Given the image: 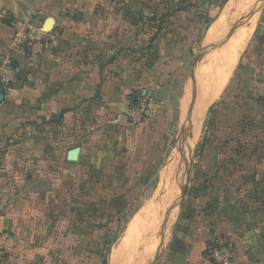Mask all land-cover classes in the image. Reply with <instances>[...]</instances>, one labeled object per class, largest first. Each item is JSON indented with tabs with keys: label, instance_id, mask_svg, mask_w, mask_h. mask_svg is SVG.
I'll return each instance as SVG.
<instances>
[{
	"label": "crops",
	"instance_id": "1",
	"mask_svg": "<svg viewBox=\"0 0 264 264\" xmlns=\"http://www.w3.org/2000/svg\"><path fill=\"white\" fill-rule=\"evenodd\" d=\"M87 1L77 10L79 0H0V55H10L20 70L17 82L0 91V264H88L84 252L99 243L92 208L103 202L109 213L123 215L112 201L134 193L136 174L149 170L183 121L181 114L173 121L163 98L172 88L169 72H178L191 53V32L173 24L172 15L156 35L143 17L144 0H123L119 9ZM74 9L82 15L74 17ZM54 12L58 17H47ZM48 19L54 26L46 32ZM17 22L26 26L21 38ZM112 46L121 49L106 61ZM144 98L158 111L133 128L121 115ZM201 184L193 181L192 188ZM77 198L83 208L74 205ZM208 199L185 198L154 264H212L205 256L211 230L231 243L236 264L244 251L247 264H264V218L214 209L208 217L200 208L210 206ZM69 235L72 246L52 250ZM150 248L137 264H146Z\"/></svg>",
	"mask_w": 264,
	"mask_h": 264
},
{
	"label": "rangeland",
	"instance_id": "2",
	"mask_svg": "<svg viewBox=\"0 0 264 264\" xmlns=\"http://www.w3.org/2000/svg\"><path fill=\"white\" fill-rule=\"evenodd\" d=\"M97 1L99 4L111 5L114 9H119L123 2ZM74 2L76 4L78 1ZM144 2L146 15L143 17L151 22L153 30L156 31L159 25L166 29L169 22L166 18L174 15L173 24L179 22L176 24L191 32L187 43L191 53L185 54L186 59L178 69L180 73L176 70L169 72L172 88L170 96L163 98V104L175 112L173 121L180 114L183 121L175 132V137L168 139L164 149L160 150L157 158L152 161L153 164L149 165V170H139L136 174L133 187L135 191H129L134 203L127 213L120 216L109 213L107 204L103 202H97L92 208V218L95 219L91 229L99 239L98 244L106 252L103 254L105 262L99 263L97 258L90 257L88 264H137L142 256V249L149 253L146 250L148 247H151L150 250L154 247V251L146 264L152 263L157 251L159 259L168 247L172 227L193 181L196 184H208L215 190H223L225 193L221 205L228 210V214H239L242 218L251 220L264 218V0H230L225 5L221 4V0ZM89 5V1L79 0L76 9L83 10ZM76 9L74 17L81 16V12ZM102 11L99 7L94 10L100 15ZM112 11L110 12L114 13ZM59 12L63 14V11ZM47 17L56 18L57 12L48 13ZM233 29L231 37L227 39ZM155 31L149 33V38L155 36ZM163 41L164 39L160 49L164 45ZM220 41L223 43H219ZM213 43L216 46L206 52V48ZM224 50L232 54L233 68L219 95L209 99L217 78L218 65L226 59ZM201 56L202 62L189 80L190 69ZM192 89L196 101L193 122L190 138L183 140L181 126L189 114ZM146 102L148 101L144 98L137 103ZM148 111L146 121L148 118L153 119L158 108L150 104ZM123 115L124 113L121 115L122 120L126 124L138 128L139 123L123 119ZM199 116L202 118L199 119ZM145 120L142 123H146ZM126 136L132 138L134 134L126 133ZM151 143L152 146L157 144L154 141ZM201 147L203 151L199 157ZM181 188H185V192L183 202L178 207ZM230 196L233 197V207L228 202L225 203V198ZM74 202L78 208L85 205L80 198L74 199ZM200 208L208 217L216 213L205 203ZM132 226L136 227V231L133 235H128L126 232ZM260 228L264 229V226ZM214 232L211 230V238L205 251L206 258L216 242L225 240L214 236ZM75 241L73 236H64L56 242L55 248H51L58 250L67 244L72 246ZM228 244L231 245L229 242ZM246 254L248 252L244 251L243 257ZM243 257L240 264H247Z\"/></svg>",
	"mask_w": 264,
	"mask_h": 264
},
{
	"label": "built area",
	"instance_id": "3",
	"mask_svg": "<svg viewBox=\"0 0 264 264\" xmlns=\"http://www.w3.org/2000/svg\"><path fill=\"white\" fill-rule=\"evenodd\" d=\"M18 31L16 37L21 38L25 24L17 22L13 26ZM20 76V70L15 66L12 58L8 54L0 55V87L7 89L10 85L17 82ZM147 103V102H146ZM136 103L130 105L124 113V118L133 123H142V120L148 116L149 103ZM208 260L212 264H236L234 250L227 241L215 243V247L209 251Z\"/></svg>",
	"mask_w": 264,
	"mask_h": 264
},
{
	"label": "trees",
	"instance_id": "4",
	"mask_svg": "<svg viewBox=\"0 0 264 264\" xmlns=\"http://www.w3.org/2000/svg\"><path fill=\"white\" fill-rule=\"evenodd\" d=\"M229 0H221V4L225 5ZM148 25H150V21L148 20ZM161 25L157 26V31H156V35H158L161 31ZM155 38V37H154ZM153 38V39H154ZM119 49H121V47H111L110 48V52H111V55L106 59V61H113L114 60V56H115V53L117 51H119ZM109 52V53H110ZM108 53V55H109ZM159 61V60H158ZM160 63V62H157V64ZM13 85V84H12ZM11 86V85H10ZM9 86V87H10ZM8 87V88H9ZM137 103V102H136ZM135 103V104H136ZM134 104V105H135ZM130 105H133L132 102L130 103ZM125 113V112H124ZM61 117V116H59ZM115 129V128H114ZM200 191H202V193H200ZM223 193H225L223 190H215L213 189L212 187H207L204 183L201 184V185H198L197 189L195 188H191L190 192H189V195H202V198L205 199V198H209L208 201H209V205L212 209L214 210H218V211H221L222 210L225 212V211H228L226 209H223V206L221 205V199L222 197L224 196ZM235 194V193H234ZM204 195V196H203ZM128 202H127V201ZM129 201H130V197H127V196H124V197H120L118 199H115L112 201V206L113 208L115 209V212L117 215H120V214H125L128 212V210L130 209V205H129ZM120 203L123 205L124 209L121 211L119 210L118 208V204L117 203ZM228 202V203H227ZM225 203L231 205V207L234 206V201H233V197L230 196V198H225ZM117 204V205H116ZM95 248L97 250H95L94 252H88L86 251V253L84 252V254H89L91 255L90 257H95L98 259V262L99 263H102V262H105V258H104V253L106 252V249L103 247V246H100V244L95 243ZM81 254V252H80ZM103 255V256H102Z\"/></svg>",
	"mask_w": 264,
	"mask_h": 264
},
{
	"label": "water",
	"instance_id": "5",
	"mask_svg": "<svg viewBox=\"0 0 264 264\" xmlns=\"http://www.w3.org/2000/svg\"><path fill=\"white\" fill-rule=\"evenodd\" d=\"M230 1V0H229ZM228 1V2H229ZM53 26H54V22L52 19H48L45 23H44V30L46 32H49L50 30L53 29ZM235 29H233L228 35V38L229 39L233 33ZM219 43H223L222 41H220ZM214 46H216V44H211L210 46H208L206 48V52L210 51ZM202 62V56L201 57H198L195 62L193 63L191 69H190V72H189V75H188V78L189 80L192 79V74L194 72V70L197 68V66H199ZM4 90L2 87H0V91ZM2 97L0 96V99ZM195 93L192 89V102L190 104V110H189V114H188V117L184 120L185 122H183L182 126H181V138L184 140V139H189L190 138V130H191V126H192V122H193V110H194V107H195ZM175 126H172L171 130L173 132ZM202 151H203V147H201L200 149V152H199V157H201L202 155ZM191 152V151H190ZM188 175V174H187ZM184 192H185V188H181L180 190V193H179V206H181L182 202H183V198H184ZM158 251H157V254L154 256L153 258V261L151 264H154L157 259H158ZM106 264V263H104Z\"/></svg>",
	"mask_w": 264,
	"mask_h": 264
},
{
	"label": "bare ground",
	"instance_id": "6",
	"mask_svg": "<svg viewBox=\"0 0 264 264\" xmlns=\"http://www.w3.org/2000/svg\"><path fill=\"white\" fill-rule=\"evenodd\" d=\"M259 1V0H258ZM241 39V38H240ZM223 53L226 56V59L224 61H222L221 63H219L218 68H217V78L215 81V84L211 90V96L208 97L210 98H215L219 95V93L221 92L225 82L227 81L229 74L231 73V70L233 68V62H232V54L230 52H228L227 50H224ZM202 116H199V119H201ZM195 126V125H194ZM136 231V227L132 226L131 228L129 227V229L127 230V234L128 235H133Z\"/></svg>",
	"mask_w": 264,
	"mask_h": 264
}]
</instances>
